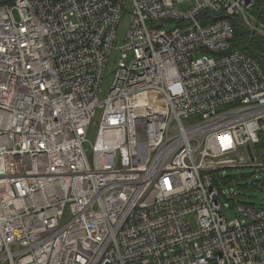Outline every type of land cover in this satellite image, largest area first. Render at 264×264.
<instances>
[{
	"label": "built area",
	"instance_id": "obj_1",
	"mask_svg": "<svg viewBox=\"0 0 264 264\" xmlns=\"http://www.w3.org/2000/svg\"><path fill=\"white\" fill-rule=\"evenodd\" d=\"M254 2L0 0V264H264V203L213 177L264 141Z\"/></svg>",
	"mask_w": 264,
	"mask_h": 264
},
{
	"label": "rangeland",
	"instance_id": "obj_2",
	"mask_svg": "<svg viewBox=\"0 0 264 264\" xmlns=\"http://www.w3.org/2000/svg\"><path fill=\"white\" fill-rule=\"evenodd\" d=\"M178 7L186 8L187 4H181ZM131 15V5L127 3L122 11L119 24L117 26L116 35L114 39V46L110 53L108 62L106 64L104 76L101 82L99 91V98L103 99L108 94V90L112 81L113 71L115 69L118 58L121 54L120 46L124 42L128 23ZM15 18L18 17L17 11L14 12ZM171 24L168 25L170 27ZM100 111H96V115L92 117L90 126L88 128L87 138L92 141L96 134L97 123L99 120ZM85 149L87 155L90 157L89 144L85 143ZM254 159L250 160L251 165L239 166L235 168H226L219 171L220 176L225 177L226 175L233 176V179L229 182L231 192L234 194V200L260 205L264 203V166H259L258 163H264V146L255 145L253 147ZM224 216L227 220H230L240 215L235 209H226ZM191 226L195 227V219L193 216L190 217Z\"/></svg>",
	"mask_w": 264,
	"mask_h": 264
},
{
	"label": "trees",
	"instance_id": "obj_3",
	"mask_svg": "<svg viewBox=\"0 0 264 264\" xmlns=\"http://www.w3.org/2000/svg\"><path fill=\"white\" fill-rule=\"evenodd\" d=\"M263 5L264 0H255L254 6L252 8L253 15L256 16L259 9ZM263 15L264 10L259 18L260 20L263 18ZM232 23L234 26V39L232 40V45L229 50L243 51L244 53L256 59L264 68V37L261 34L255 32L254 36L251 39V42L249 43L251 30L245 27L238 19H234ZM257 145L264 146V141H261ZM213 177L217 184H219V182L225 184L233 179V176L231 175H226L225 177H217L215 174H213Z\"/></svg>",
	"mask_w": 264,
	"mask_h": 264
},
{
	"label": "water",
	"instance_id": "obj_4",
	"mask_svg": "<svg viewBox=\"0 0 264 264\" xmlns=\"http://www.w3.org/2000/svg\"><path fill=\"white\" fill-rule=\"evenodd\" d=\"M263 10H264V5L259 9L258 13H257L256 16H255V18H256V20H255V24H257V22H258L260 16H261L262 13H263ZM254 34H255V31H254V30H251L249 43L251 42V39H252V37L254 36ZM247 150H248L249 154L252 155V153H251V149H250L249 146L247 147ZM251 157H252V156H251Z\"/></svg>",
	"mask_w": 264,
	"mask_h": 264
}]
</instances>
